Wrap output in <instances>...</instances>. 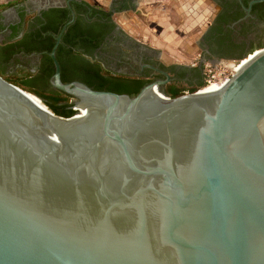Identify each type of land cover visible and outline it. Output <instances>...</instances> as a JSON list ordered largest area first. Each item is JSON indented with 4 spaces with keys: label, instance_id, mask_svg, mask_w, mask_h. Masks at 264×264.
I'll return each instance as SVG.
<instances>
[{
    "label": "water",
    "instance_id": "1",
    "mask_svg": "<svg viewBox=\"0 0 264 264\" xmlns=\"http://www.w3.org/2000/svg\"><path fill=\"white\" fill-rule=\"evenodd\" d=\"M260 52L221 91L172 98L64 84L54 51L68 118L0 76V264H264Z\"/></svg>",
    "mask_w": 264,
    "mask_h": 264
},
{
    "label": "flooded vegetation",
    "instance_id": "2",
    "mask_svg": "<svg viewBox=\"0 0 264 264\" xmlns=\"http://www.w3.org/2000/svg\"><path fill=\"white\" fill-rule=\"evenodd\" d=\"M209 1L214 16L197 44L206 61H240L264 46V2ZM126 2L117 1L104 9L83 0H40L41 6L33 15H29L33 9L28 0L0 3V73L8 79H13V74L31 79L32 88L46 100L60 98L58 105L63 111L74 110L72 98L52 85L56 67L50 55L54 51L64 84L80 82L95 91L130 96L163 81L167 82L163 89L168 95L171 88L184 94L201 88L205 82L201 65L165 64L160 54L118 26L114 17L135 9ZM11 4L18 10L14 18L5 14ZM178 10L171 5L167 18L178 21Z\"/></svg>",
    "mask_w": 264,
    "mask_h": 264
},
{
    "label": "crops",
    "instance_id": "3",
    "mask_svg": "<svg viewBox=\"0 0 264 264\" xmlns=\"http://www.w3.org/2000/svg\"><path fill=\"white\" fill-rule=\"evenodd\" d=\"M12 0H3L0 3H5ZM91 6L110 8L117 1H129L126 4L131 5L135 9L133 11L123 12L121 15L124 16L126 20L123 21V30L127 34L137 35L141 37L146 36L147 40L151 41L155 47L163 49L160 53L161 58L166 55L174 54L179 47H187L189 39H196L199 32V27L203 26L204 17L210 15L211 11L202 12L199 11L202 8L208 10H213V5H211L209 0H83ZM179 1V8L184 5V7L191 9L192 11L189 18L183 20L182 16L179 20L175 21L173 19L167 18V14L161 13L158 7H165L167 2H171L172 5ZM61 2V1H60ZM62 3V2H61ZM28 4L32 6L33 12H29V15L36 13V9L41 6L40 0H28ZM3 5V4H1ZM5 13L8 18H14L18 16L17 6L11 4ZM133 13V14H131ZM163 14V15H162ZM178 15V14H177ZM128 16V17H125ZM163 17V18H162ZM3 78H9V76H4ZM12 77H18V75H10ZM202 88V87H201ZM200 89L197 88L196 90Z\"/></svg>",
    "mask_w": 264,
    "mask_h": 264
},
{
    "label": "rangeland",
    "instance_id": "4",
    "mask_svg": "<svg viewBox=\"0 0 264 264\" xmlns=\"http://www.w3.org/2000/svg\"><path fill=\"white\" fill-rule=\"evenodd\" d=\"M179 5V1L176 3H174V5ZM171 2H167L166 3V6L165 7H158L157 9H159L160 11H162L161 13H164V14H167V8L171 7ZM104 9H107V8H104ZM183 20L187 19L190 17V15L192 14L190 11L191 9L189 8H186L184 7V5L180 6L178 8ZM204 11V12H208V11H211V16L208 15L206 17H204V22L202 23L203 26L202 27H199V35L197 34V36L200 37V34L202 32H204L208 26V22L211 21V19L213 18L214 16V10H208L206 8H202L200 11ZM133 14V13H131ZM121 15V14H120ZM163 15V14H162ZM192 16V15H191ZM125 17H128V16H125ZM163 18V17H162ZM114 19L116 20V22L118 23V26L123 28V21L126 20L124 18L123 15L119 16H115ZM131 38H133L134 40H138L141 42V44L145 45L147 48H149L150 50H153L154 52L160 54L163 52V49H159L157 47L154 46V44L151 43V41L147 40L146 36L142 35L141 37H138L136 34L135 35H131L129 33H127ZM200 39H198V37L196 39H189V44L188 46L190 48H187V47H179L177 48L176 52L174 54H171V55H166L164 58H162V61L165 63V64H179V65H188V66H191L192 64H195L198 59H199V56L202 55V51L201 49L198 47V42H199ZM264 46H262L261 48H257L255 50H253L252 52L250 53H254L256 50L258 49H263ZM260 51V50H258ZM249 53V54H250ZM242 61L244 60V58L241 59ZM236 61V60H235ZM223 62H226V63H233L234 60H225ZM203 68V67H202ZM203 72H204V69H203ZM0 76H2V74L0 73ZM3 77V76H2ZM7 79V78H5ZM8 80V79H7ZM205 83V82H204ZM203 88V87H202ZM186 90H188V88H184ZM201 89V88H200ZM176 91V93H175ZM199 91V90H198ZM168 93H174V94H177V90L175 88H171ZM188 93V92H187ZM190 93H193L192 91ZM47 106V105H46Z\"/></svg>",
    "mask_w": 264,
    "mask_h": 264
},
{
    "label": "built area",
    "instance_id": "5",
    "mask_svg": "<svg viewBox=\"0 0 264 264\" xmlns=\"http://www.w3.org/2000/svg\"><path fill=\"white\" fill-rule=\"evenodd\" d=\"M240 61H234L233 63L221 62L215 64L212 61H206L203 56H199L198 61L192 66H202L204 69L205 83L203 88L209 87L213 84L227 83L237 73V66H240ZM199 89L200 91L203 89ZM187 94V93H186Z\"/></svg>",
    "mask_w": 264,
    "mask_h": 264
},
{
    "label": "bare ground",
    "instance_id": "6",
    "mask_svg": "<svg viewBox=\"0 0 264 264\" xmlns=\"http://www.w3.org/2000/svg\"><path fill=\"white\" fill-rule=\"evenodd\" d=\"M261 52L255 51V53H252L250 56H247L243 61L240 62L239 64L240 66L236 67L237 72L240 71L246 64H248L250 60H253L256 54H260ZM225 84H226L225 82L220 84H213L209 87L203 88L201 90V93L209 94V93L219 92L224 88ZM154 90L155 92H158L156 88ZM26 95L30 96L45 112L49 111V108L44 104L41 98L29 92H27ZM76 110H77V116L74 118V121L91 122L83 105L78 106Z\"/></svg>",
    "mask_w": 264,
    "mask_h": 264
},
{
    "label": "trees",
    "instance_id": "7",
    "mask_svg": "<svg viewBox=\"0 0 264 264\" xmlns=\"http://www.w3.org/2000/svg\"><path fill=\"white\" fill-rule=\"evenodd\" d=\"M30 80L31 79L15 77L13 79L10 78L7 81H9L12 84L18 86L19 88L23 89L24 91L29 92L31 94H34V95L38 96L39 98L43 99L45 101L47 107L49 108V110H51L57 116L68 118V117H71V116L76 114V112L72 111V110L63 111L62 109H64V108H62V107H60L58 105V104L61 103V99L60 98L53 99V102L46 100L41 93L35 91L32 88V85L29 83ZM203 86H204V84H203ZM198 90L193 91V93L197 92ZM182 95H184V93H177V94H171V95L169 94V96H171L172 98H176V97H179V96H182Z\"/></svg>",
    "mask_w": 264,
    "mask_h": 264
}]
</instances>
